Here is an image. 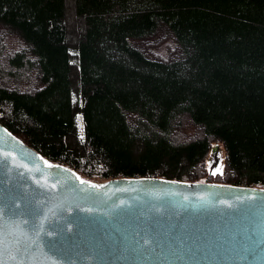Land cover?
<instances>
[{
	"label": "trees",
	"instance_id": "trees-1",
	"mask_svg": "<svg viewBox=\"0 0 264 264\" xmlns=\"http://www.w3.org/2000/svg\"><path fill=\"white\" fill-rule=\"evenodd\" d=\"M0 124L92 182L264 188V0H0Z\"/></svg>",
	"mask_w": 264,
	"mask_h": 264
},
{
	"label": "water",
	"instance_id": "water-1",
	"mask_svg": "<svg viewBox=\"0 0 264 264\" xmlns=\"http://www.w3.org/2000/svg\"><path fill=\"white\" fill-rule=\"evenodd\" d=\"M45 161L0 124L2 264H49L42 250L55 264H264V188L157 177L99 183Z\"/></svg>",
	"mask_w": 264,
	"mask_h": 264
},
{
	"label": "rangeland",
	"instance_id": "rangeland-1",
	"mask_svg": "<svg viewBox=\"0 0 264 264\" xmlns=\"http://www.w3.org/2000/svg\"><path fill=\"white\" fill-rule=\"evenodd\" d=\"M173 48H174V43L171 40H163L159 45L154 47L152 50H149V52L150 54L156 57L165 58L166 56H168L169 52ZM76 124L78 128L79 136L82 137V133H83L82 122H81V117L79 115H77L76 117ZM223 158H224V151L222 149L221 144L212 143L211 149L206 159L207 166H210L213 162H217L218 164H220Z\"/></svg>",
	"mask_w": 264,
	"mask_h": 264
},
{
	"label": "snow or ice",
	"instance_id": "snow-or-ice-1",
	"mask_svg": "<svg viewBox=\"0 0 264 264\" xmlns=\"http://www.w3.org/2000/svg\"><path fill=\"white\" fill-rule=\"evenodd\" d=\"M45 166H46V167H52V166H51L50 164H48L46 161H45ZM213 174H215V173H213ZM73 175H74V174H73ZM76 179L80 181V184H84V183H85V181L80 180L79 177H76ZM51 187H52V188H55L56 185L53 184ZM73 187H74V186H73ZM88 187H90V188H96V187H98V186H96V185H88ZM67 211H68V209H66V208H65V209H62V210H61V214H57V219H58V220H61V221H63L64 219H66V217H65L62 213H66ZM0 215H2V212H0ZM45 218H46V219L48 218L47 215H45ZM22 223H27V221H23ZM7 227H8L7 222H5V223H3V224H0V264H2V261H3V259H4V253L7 251V249L3 246V244H4L3 237H4V235H5V230L7 229ZM16 227H17V229H19V228H20V224L18 223V224L16 225ZM39 231H43V229H42V228L39 229V230L37 231V235L39 234ZM45 236H47V232H45ZM40 255H41V259H42V260H47V261H49V264H55V261L52 259L51 255H50L49 253H47L46 250H42Z\"/></svg>",
	"mask_w": 264,
	"mask_h": 264
}]
</instances>
